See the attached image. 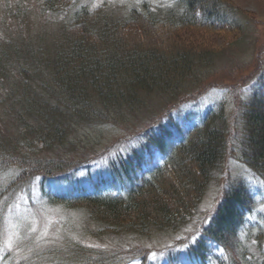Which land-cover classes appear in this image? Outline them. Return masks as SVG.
Instances as JSON below:
<instances>
[{"label": "trees", "instance_id": "16d2710c", "mask_svg": "<svg viewBox=\"0 0 264 264\" xmlns=\"http://www.w3.org/2000/svg\"><path fill=\"white\" fill-rule=\"evenodd\" d=\"M159 10L143 2L118 16L82 0H0V176L12 165L16 169L10 183L0 187V201L4 192L20 185L21 178L39 173L50 178L76 161L35 158L31 165V158L23 153L37 155L45 149L58 156L68 154L77 144L72 135L78 128L114 123L133 112L146 115L153 97L155 105L170 107L161 115L155 111L148 120L169 117L172 106L193 98L204 87L206 77L200 72L210 62L208 52L182 44L175 33L183 27L232 30V21L220 19L237 16L235 9L224 0H171L164 13ZM46 15L62 17L57 29L37 26ZM141 23L164 29V49L137 38L134 29ZM251 97L239 125L238 156L264 181V96L255 93ZM225 121L220 103L177 147L165 143L167 128L149 134L147 144L112 164L111 171L117 173L111 179L113 188L123 195H95L74 203L85 202L92 217L112 227L122 226L128 218V224L140 233L173 227L196 209L205 182L227 155L230 129ZM149 146L156 147L165 161L148 177L137 179ZM165 176L176 177L181 188L190 186L193 193L183 187L184 195H180ZM45 192L42 189L43 197ZM170 195L172 200L167 201ZM47 198L62 201L49 194ZM0 203L7 211L8 203ZM253 204L246 183L227 187L197 236L183 244L187 262L204 263L211 256L210 246L226 251L228 245L237 252L238 261L228 255L221 264H244L246 249L240 233ZM36 239L35 245L29 240L19 247L21 251L32 248L28 257L16 259L17 250L9 251L10 263L130 264L137 260L148 264L151 252L104 253L63 237L52 244ZM52 246L57 247L50 252ZM165 253L170 263L177 264L176 253L171 249Z\"/></svg>", "mask_w": 264, "mask_h": 264}, {"label": "rangeland", "instance_id": "374dc122", "mask_svg": "<svg viewBox=\"0 0 264 264\" xmlns=\"http://www.w3.org/2000/svg\"><path fill=\"white\" fill-rule=\"evenodd\" d=\"M224 1L231 6L232 10H236L233 11L237 16L230 15L220 21H232L234 29L216 31L199 27H183L175 33L182 44H190L206 50L210 62H207L205 68L201 66L202 71L200 70V73L206 77L204 87L197 91L193 98L185 102L181 101V104L171 108L175 110L181 123L188 124L191 119H199L209 107L222 103L226 126L230 129L227 155L220 169H215L210 179L205 182L196 209L192 211V208L191 214L169 229L150 228L147 232L140 233L137 232V228L128 224L130 218L122 226L112 227L113 225L100 224L98 218L92 217L85 202L70 205L54 202L47 198V192L42 198L40 192L45 185L44 182L50 179L45 178L43 173L33 177H23L14 191L16 196L12 201L11 209L6 211V207L0 203V264L5 263V254L9 251L17 250L13 256L16 259L28 257L32 248L21 251L19 247L27 244L29 240L35 245L38 240L36 238H43L45 243H51L53 240L57 242L60 237L87 246L90 251L96 249L104 253L117 251L127 255L148 249L151 251L148 264H164L168 256H165L162 251L169 248L179 250L185 242L193 240L200 232L201 225L205 224L215 212L226 188L238 182L247 184L254 202L252 211L249 216L247 215L246 223L242 228L243 237L248 236L250 240H253L244 264L248 262L251 264V261L259 264L264 262V181L239 160V148H237L242 134L239 125L241 126L244 107L255 93L264 96V0ZM82 2L93 8L103 6L107 12L118 16L126 15L129 8L139 7L143 2L148 3L154 10L160 9L161 13L171 6V0H82ZM61 19L62 17L53 18L51 15H46L37 26L44 30H54L58 28ZM131 31L129 29L127 32L133 35ZM134 31L141 42L148 41L164 49L162 46L164 29L146 27L145 23H141L140 28ZM155 101L154 97L148 100L153 106L147 109L146 115L133 112L117 119L114 123L101 122L92 128H78L72 135L73 141L77 144L68 154L58 156L41 149L42 151L36 155L29 154L26 152L27 148H22V152L27 153H23V156L31 158V165H34L32 161L35 158L41 160L61 158L67 159L66 163H68L73 158L75 161L89 156H92L93 160L101 157L92 164L91 173L95 176L97 170H107L109 160H113L117 155H126L132 146L135 147L131 142L121 141L122 138L147 127L150 123L148 119L155 111L161 115L170 107L155 105ZM30 164H27L26 168ZM14 169L15 166L12 165L1 173L0 187L13 177ZM78 176L82 177L83 173L80 172ZM164 179H167L182 196L184 189L188 191V194L193 193L190 186L183 185L184 189L181 188L174 176H165ZM57 185L60 184L57 183ZM49 187L51 190L45 188V191L50 190L58 195L64 194V191L56 192L53 187ZM169 198L167 201L172 200L171 195ZM61 246H64V242ZM56 247L52 246L50 252H53ZM217 252L226 259L229 255L238 261L237 252L228 245L226 246L227 254L224 250H217ZM130 264L139 263L133 260Z\"/></svg>", "mask_w": 264, "mask_h": 264}]
</instances>
